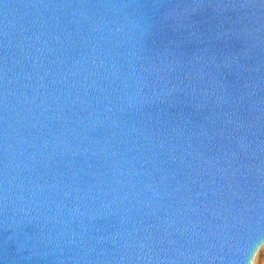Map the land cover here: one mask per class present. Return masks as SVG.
I'll return each mask as SVG.
<instances>
[{
    "label": "water",
    "instance_id": "water-1",
    "mask_svg": "<svg viewBox=\"0 0 264 264\" xmlns=\"http://www.w3.org/2000/svg\"><path fill=\"white\" fill-rule=\"evenodd\" d=\"M263 244L264 0H0V264Z\"/></svg>",
    "mask_w": 264,
    "mask_h": 264
},
{
    "label": "bare ground",
    "instance_id": "bare-ground-1",
    "mask_svg": "<svg viewBox=\"0 0 264 264\" xmlns=\"http://www.w3.org/2000/svg\"><path fill=\"white\" fill-rule=\"evenodd\" d=\"M264 246V244L263 245H261V247L259 248V250H258V252L256 253V255H255V257H254V259H253V262H252V264H256V262H257V260H259L260 259V253H261V251L263 250L262 249V247Z\"/></svg>",
    "mask_w": 264,
    "mask_h": 264
},
{
    "label": "rangeland",
    "instance_id": "rangeland-1",
    "mask_svg": "<svg viewBox=\"0 0 264 264\" xmlns=\"http://www.w3.org/2000/svg\"><path fill=\"white\" fill-rule=\"evenodd\" d=\"M262 251H261V253H260V259L259 260H257V262H256V264H264V246L262 247Z\"/></svg>",
    "mask_w": 264,
    "mask_h": 264
}]
</instances>
